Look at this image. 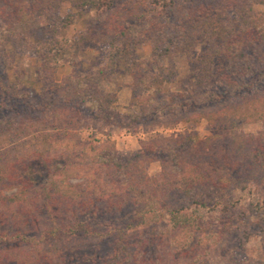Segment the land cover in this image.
<instances>
[{"label": "trees", "instance_id": "obj_1", "mask_svg": "<svg viewBox=\"0 0 264 264\" xmlns=\"http://www.w3.org/2000/svg\"><path fill=\"white\" fill-rule=\"evenodd\" d=\"M139 1L148 2L0 0V64L7 63L4 46L12 45L16 52L38 57L40 71L50 77L69 50H73L72 63L84 45L105 44L104 68L96 75L80 74L61 81L43 78L39 104L34 108L26 104L27 113L74 116L89 105L92 119L121 129L203 120L211 135H184L164 145L146 143L136 153L109 150L96 154L95 161L106 175L122 176L124 187L118 178L107 191L97 192L65 179L52 181L45 208L51 210L55 203L61 222L33 235L25 229L31 226L30 216H35L30 208L39 197L30 189L38 171L31 168L28 175L30 168L24 164V174L0 167V208L9 213L16 209L19 221L14 233L0 231V264H172L174 256L193 250L190 244L201 229L199 210L206 206L205 197L220 199L230 188L257 196L256 189H264V134H230L264 118V10L255 8L264 7V0H234L225 6L189 1L180 7L176 0H153L154 15L141 25H126L116 15L118 9ZM66 3L101 16L72 38L60 37L74 22L72 14H61ZM229 10L238 29L226 25ZM43 27L49 36L31 43L30 34ZM145 42L150 45V66L136 57ZM201 44L204 48L198 51ZM193 56L190 92L166 90L176 82L174 59ZM116 73L131 78L130 113L116 111L117 93L100 88ZM24 98L15 86L3 95L0 134L12 126L21 112L17 103ZM152 161L160 164V179L145 172V164ZM168 164L181 168L182 174H172ZM13 189V195H3ZM148 194L149 201L140 199ZM99 226L111 238L109 249L102 255L92 250L86 253L81 238L93 237Z\"/></svg>", "mask_w": 264, "mask_h": 264}, {"label": "rangeland", "instance_id": "obj_2", "mask_svg": "<svg viewBox=\"0 0 264 264\" xmlns=\"http://www.w3.org/2000/svg\"><path fill=\"white\" fill-rule=\"evenodd\" d=\"M147 1L146 5L139 1V4L134 6L118 9L116 15H120V19L126 25H141L144 20L155 14L153 10L155 6L150 4L153 0ZM164 1L168 3V0ZM189 1L202 0H176L175 3L180 7L186 6ZM208 1L225 6L234 0ZM255 8L264 10L263 6H255ZM65 13L72 14L74 22L60 33V37L64 38H72L101 16L88 9L75 8L68 3L64 4L61 9V14ZM227 13L226 25L238 29L234 12L229 10ZM48 36V28L43 27L32 32L29 41L33 43L46 39ZM203 48V44L197 47L198 51ZM4 52L7 63L0 64V102L12 86H15L25 98L17 103L18 110L21 112L14 119L12 126L0 134V167L24 174L25 171L21 170L24 164L30 168L26 172L28 175L32 174L31 168H36L38 171L36 178L32 179L34 185L30 189V193L34 194L33 191H36L39 198L31 208L29 207L30 211L35 213V216H30L31 226L25 229L29 234H37L43 229H54L61 222L62 215L57 212L59 209L55 203L50 206L51 210L45 208L46 193L50 194L54 187L52 181L65 179L71 184L87 188L89 192H97L107 191L110 183L118 178L122 180L121 186L124 187L122 176L119 177L113 173L106 175L105 168L95 161L96 154L109 150L136 153L146 143L164 145L169 139L176 137L193 134L204 138L212 133L209 125L203 120L199 123L138 124L129 129H121L92 119L90 113L93 107L89 105H85L79 114L74 116L67 112L61 116L38 111L27 113L26 104L33 108L39 104L42 80L47 75L40 71L41 61L33 53L16 52L12 45L4 46ZM107 54L108 47L105 44H86L82 48V54L71 63L70 60L74 58V55L73 50H69L60 60L55 73L47 79L61 81L65 77H76L80 74L96 75L98 69L105 67ZM136 57L150 66L148 42L138 48ZM193 60L194 56L192 59H174L176 82L167 85L166 90L190 92L193 83L191 77L194 69ZM130 84L131 78L120 73L110 76L108 80L101 83L102 90L117 93L118 99L114 109L118 112H131L128 109ZM230 134L240 137L264 134V118L258 122L244 124ZM168 168L172 174H182L181 168L174 164H168ZM60 169H64V173H58ZM145 172L150 178L160 179L159 162L152 161L145 164ZM256 190L254 193L257 196L230 188L223 192L224 194L222 193L220 199L205 197L206 206L199 210L201 229L194 234L190 244L194 246L193 250L180 256H174L170 263L264 264V189L257 188ZM14 193L13 189L4 191L3 195L10 196ZM150 197L151 194H148L140 199L149 201ZM16 211L12 209V213H9L0 208L1 232L12 234L19 229ZM91 223L97 226L95 222ZM102 229L99 226L93 237L81 238L86 243V253L95 251L96 254L102 255L109 249L111 238L103 234ZM166 240V244H169L168 237Z\"/></svg>", "mask_w": 264, "mask_h": 264}]
</instances>
